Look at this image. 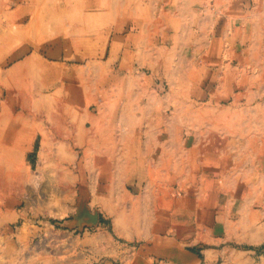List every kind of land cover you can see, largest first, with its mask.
I'll return each instance as SVG.
<instances>
[{
  "label": "rangeland",
  "instance_id": "rangeland-1",
  "mask_svg": "<svg viewBox=\"0 0 264 264\" xmlns=\"http://www.w3.org/2000/svg\"><path fill=\"white\" fill-rule=\"evenodd\" d=\"M173 22L151 0H0V264H139L213 143L254 181L221 227L262 239L231 235L222 263L261 264L264 38L206 74L210 46Z\"/></svg>",
  "mask_w": 264,
  "mask_h": 264
},
{
  "label": "crops",
  "instance_id": "crops-1",
  "mask_svg": "<svg viewBox=\"0 0 264 264\" xmlns=\"http://www.w3.org/2000/svg\"><path fill=\"white\" fill-rule=\"evenodd\" d=\"M151 5L153 10L160 12L162 21L169 15L173 24L179 26L189 18L192 31H200L196 35V41L206 42L210 49L197 50L192 57L206 60L198 68L204 69L206 74H216L223 67L218 66L222 64L220 60L225 59L224 50L232 37L237 36L245 45L259 34L264 38V30L259 32L260 27L264 28V0H151ZM134 25L127 35L144 36L139 24ZM160 25L161 23L158 24ZM166 25L163 23L161 26ZM245 53L244 48L242 54ZM214 101L211 99V102ZM215 144L206 145L204 152L199 154L202 157L205 154L207 158L204 157L199 162L196 160L197 166L190 167V171L196 170L200 174L188 179L176 176L173 182H189L188 185L194 187V193L186 198L177 195L170 198L169 210L165 212L168 221L158 226L157 232L150 234L154 240L147 244L149 253L139 258V264H154V260H159L157 264H223L228 250L224 242L231 240V235L236 237L237 233L239 241L244 240L250 244L262 241L246 230L231 233L221 227H229L232 222L235 223L234 216L240 211L238 204L254 201L247 193L234 194L230 188L233 187L236 191L237 187L252 186L248 182L254 181L244 179L246 177L239 172L232 173V168L223 164L220 155L224 153H221L219 147L215 148ZM210 148L212 149L208 150ZM174 166L175 170L181 171L182 161L175 162ZM261 264H264V256Z\"/></svg>",
  "mask_w": 264,
  "mask_h": 264
}]
</instances>
